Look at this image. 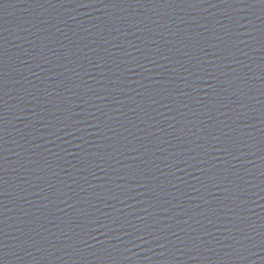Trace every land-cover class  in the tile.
<instances>
[{
  "label": "water",
  "instance_id": "obj_1",
  "mask_svg": "<svg viewBox=\"0 0 264 264\" xmlns=\"http://www.w3.org/2000/svg\"><path fill=\"white\" fill-rule=\"evenodd\" d=\"M0 264H264V0H0Z\"/></svg>",
  "mask_w": 264,
  "mask_h": 264
}]
</instances>
